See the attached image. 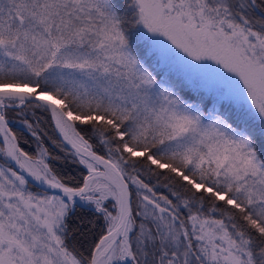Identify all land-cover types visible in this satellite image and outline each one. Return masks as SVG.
<instances>
[{
	"label": "snow or ice",
	"instance_id": "1",
	"mask_svg": "<svg viewBox=\"0 0 264 264\" xmlns=\"http://www.w3.org/2000/svg\"><path fill=\"white\" fill-rule=\"evenodd\" d=\"M25 109L50 114L79 181ZM0 136V264H264V0H0ZM77 207L94 218L70 231ZM101 219L92 245H69Z\"/></svg>",
	"mask_w": 264,
	"mask_h": 264
},
{
	"label": "trees",
	"instance_id": "2",
	"mask_svg": "<svg viewBox=\"0 0 264 264\" xmlns=\"http://www.w3.org/2000/svg\"><path fill=\"white\" fill-rule=\"evenodd\" d=\"M255 17L261 16L260 9H257L254 13ZM170 76V79L173 83L177 85V88L183 87L182 80L178 76H174L172 74H168ZM183 91L189 93L190 95L195 96L196 92L191 90L190 87L186 88L183 87ZM186 98V97H185ZM204 101L207 102V107L210 110L213 107V100L211 99V96H207L203 93ZM217 109H219V104L216 105ZM233 108H235L233 106ZM233 108H227L226 110L231 113L233 111ZM19 110H10L8 113V122L9 127L11 131L17 136L18 143L22 150L28 152L30 155L36 156L37 152V140L29 135L27 132L24 131V129L17 127L15 125L16 121H22L24 119L23 116L17 115V112ZM27 113V118L31 121L35 122L37 117H39V125H40V134L43 141L44 147H46L51 154L52 157H59V159H50L48 162L50 165L55 169V171L62 177H64L66 180L70 179L71 182L75 183L79 181L83 175L86 174V169L83 168L82 165H79L78 163H73V157L70 155H67V149L63 146L64 150H61V145L56 138L53 131V125H51L50 122V115L48 113L40 112L39 110H36V116H32V110L31 109H25L24 110ZM80 128L84 129V133L86 135V138H90V142L93 144L94 149L97 151L98 154H105L106 151L104 150L103 146L99 144L98 138L91 134L90 129H86L85 126L80 125ZM55 141V143H53ZM163 171V170H161ZM144 179L146 182L151 183L152 185L157 184V177L145 175ZM164 181L161 179L160 186L156 188L159 189L160 187H163ZM164 188V187H163ZM32 192L37 193H45L40 191L37 187H33L30 185L29 187ZM161 191L160 193H162ZM48 193V192H47ZM165 194H168V189L164 188ZM49 194V193H48ZM93 213L92 211L87 207H77L75 212L71 214L69 218V227L70 231L72 229H75L80 224L81 220H89L93 219ZM103 231V222L102 219L98 221L95 226L92 225L88 226V229H81L80 231H76L72 233L71 238L69 239L68 243L70 246H75L76 248L83 250L88 248L90 245H92L99 237V235L102 234Z\"/></svg>",
	"mask_w": 264,
	"mask_h": 264
},
{
	"label": "rangeland",
	"instance_id": "3",
	"mask_svg": "<svg viewBox=\"0 0 264 264\" xmlns=\"http://www.w3.org/2000/svg\"><path fill=\"white\" fill-rule=\"evenodd\" d=\"M160 39H163V38H160ZM165 43H166V41H165ZM209 63H211V62H209ZM213 67H215V65H213ZM169 74H172V75H174V76H178L179 78H181V80H182V84H183V87H186V88H188V87H190V89L191 90H193V87H192V85L189 83V79L187 78V77H185V75L183 74V72L182 71H180V70H177V69H173ZM198 79V78H197ZM234 79H236V78H234ZM237 82H238V80H237ZM239 83V82H238ZM240 87L242 88L243 86H242V84L240 85ZM194 91V90H193ZM200 91L202 92V93H204V94H206L207 96H211V99L213 98V93H211V92H209L207 89H205V88H201L200 89ZM234 107H235V105H233ZM249 105L248 104H245V107H248ZM15 125L17 126V127H20V128H22V129H24V131L25 132H27L29 135H31L30 134V132L28 131V129L25 127V125L22 123V121H16L15 122ZM32 136V135H31ZM0 142H2V137L0 136ZM37 151H38V149H37ZM37 153V152H36ZM4 164V158L3 157H0V165H3ZM159 187V186H158ZM166 189V188H165ZM30 190V189H29ZM30 191H32V190H30ZM157 191L158 192H161V191H163L164 192V188L163 187H160L159 189H157ZM162 192V193H163ZM34 193H37V192H34ZM39 194H41V195H43L44 193H39ZM165 194V193H164ZM49 195H51V194H49ZM103 222V221H102Z\"/></svg>",
	"mask_w": 264,
	"mask_h": 264
},
{
	"label": "water",
	"instance_id": "4",
	"mask_svg": "<svg viewBox=\"0 0 264 264\" xmlns=\"http://www.w3.org/2000/svg\"><path fill=\"white\" fill-rule=\"evenodd\" d=\"M48 115H50V114H48ZM49 118H50L51 125H53V127H52L53 128V131H54L55 135L57 136L56 138L58 139L59 143L61 145H63L67 149V151L70 150L71 146L70 145H67L63 141V138L61 137L59 131L55 128L54 122L51 120V116ZM30 185L34 186L35 188L37 187L41 191H44V192H47L48 191V193H51V194L53 193V190L48 189L47 186H41V185L36 184L35 182H31Z\"/></svg>",
	"mask_w": 264,
	"mask_h": 264
},
{
	"label": "bare ground",
	"instance_id": "5",
	"mask_svg": "<svg viewBox=\"0 0 264 264\" xmlns=\"http://www.w3.org/2000/svg\"><path fill=\"white\" fill-rule=\"evenodd\" d=\"M2 137V136H1Z\"/></svg>",
	"mask_w": 264,
	"mask_h": 264
}]
</instances>
